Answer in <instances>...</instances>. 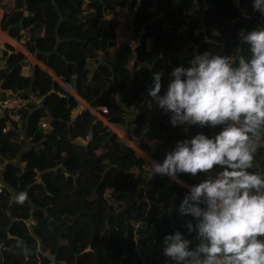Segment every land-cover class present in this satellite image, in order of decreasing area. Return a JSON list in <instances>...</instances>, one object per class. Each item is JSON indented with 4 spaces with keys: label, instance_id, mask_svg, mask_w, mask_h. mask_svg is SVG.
<instances>
[{
    "label": "trees",
    "instance_id": "16d2710c",
    "mask_svg": "<svg viewBox=\"0 0 264 264\" xmlns=\"http://www.w3.org/2000/svg\"><path fill=\"white\" fill-rule=\"evenodd\" d=\"M187 3L0 0L2 30L51 72L0 46V97L11 90L28 101L20 121L0 107V264H176L163 254L176 231L195 249L187 222L196 221L179 206L208 175L180 174L183 184L151 175L143 153L162 163L177 141L222 129L173 126L148 91L160 73L163 95L173 69L196 55L247 56L239 33L264 27V16L253 0H204V14L187 19ZM254 163L264 174V132Z\"/></svg>",
    "mask_w": 264,
    "mask_h": 264
},
{
    "label": "clouds",
    "instance_id": "9594fccd",
    "mask_svg": "<svg viewBox=\"0 0 264 264\" xmlns=\"http://www.w3.org/2000/svg\"><path fill=\"white\" fill-rule=\"evenodd\" d=\"M253 9L264 16V0H253ZM239 38L248 55L235 61L228 55H196L190 66L171 72L161 95L160 73L148 95L170 113L173 126L217 127L209 138L198 133L177 141L162 163L152 161L151 175L205 173L208 178L188 185L179 206L181 216H191L189 232L198 243L180 231L164 239V256L176 264H264V174L256 167L257 140L264 132V27L242 30ZM218 169V171H216ZM26 193L17 195L23 204Z\"/></svg>",
    "mask_w": 264,
    "mask_h": 264
},
{
    "label": "built area",
    "instance_id": "2783aa9c",
    "mask_svg": "<svg viewBox=\"0 0 264 264\" xmlns=\"http://www.w3.org/2000/svg\"><path fill=\"white\" fill-rule=\"evenodd\" d=\"M188 3L186 4V6L183 9V15L187 18V19H193L195 17H201L204 12H205V8L203 6V2L204 0H187ZM1 11V15H0V22L2 21L3 18V9L2 6H0ZM2 68V67H0ZM66 86V85H64ZM1 88H0V93H1ZM28 106V101L25 97L19 95L18 93H14L11 90H6L4 92V96L1 98L0 97V107L3 110H8L9 113L18 121L21 120V111L24 108H27ZM104 112H107L106 108H103ZM99 117L101 119H103L100 115ZM20 125V123H19ZM47 125V121L45 120L43 122V126ZM119 134H121L119 132ZM3 166L0 163V171L2 170ZM5 192V188L4 185L0 182V203H1V196L4 194ZM43 219H40L39 222L41 223ZM45 220V219H44ZM30 225H35L36 221L35 220H30ZM41 263V260H40ZM51 264H55L54 262ZM62 264V263H60Z\"/></svg>",
    "mask_w": 264,
    "mask_h": 264
},
{
    "label": "crops",
    "instance_id": "0c3cea01",
    "mask_svg": "<svg viewBox=\"0 0 264 264\" xmlns=\"http://www.w3.org/2000/svg\"><path fill=\"white\" fill-rule=\"evenodd\" d=\"M2 9H3V7H2ZM3 14H4V10H3ZM8 34V33H7ZM8 36L14 41V43H16V44H19V42L17 41V40H15L14 38H12L9 34H8ZM11 44H13V42H10ZM5 44V43H4ZM3 44V45H4ZM3 45H0L1 47L3 46ZM14 45V44H13ZM15 47H16V49L17 50H19V51H23L24 53H26L27 55H28V57L29 58H31V60L34 62V63H36V64H38V62H39V64H40V66L41 65H43L35 56H33V55H31L22 45H21V43L19 44V46L22 48V49H19L16 45H14ZM162 54V53H161ZM33 56V57H32ZM109 60H113L112 58H108V59H106V60H104V63H106V62H108ZM5 66V61L4 60H1L0 61V67H4ZM44 66V65H43ZM43 66H41L42 68H43ZM45 67V66H44ZM29 68L30 67H27L26 69H25V71L26 72H29ZM121 135H123L122 133H121ZM124 136V135H123ZM125 137V136H124ZM81 142L82 143H85L84 141H82L81 140ZM1 178V177H0Z\"/></svg>",
    "mask_w": 264,
    "mask_h": 264
},
{
    "label": "rangeland",
    "instance_id": "374dc122",
    "mask_svg": "<svg viewBox=\"0 0 264 264\" xmlns=\"http://www.w3.org/2000/svg\"><path fill=\"white\" fill-rule=\"evenodd\" d=\"M1 10V9H0ZM2 11V10H1ZM0 32L2 33V34H7L5 31H3L2 30V28H1V22H0ZM6 42H13V44L14 45H16L19 49H22L21 47H19L18 45L20 44H16V43H14V41L8 36V34H7V36H6V38L5 37H1V35H0V45H3L4 43H6ZM12 44V45H13ZM154 60L155 61H157V62H159L160 61V59L157 57V56H155L154 57ZM112 63V60H109L108 62H106L105 64H107V65H109V64H111ZM144 67L145 68H149V65H144ZM161 77H163L162 75H161ZM163 79V78H162ZM161 79V80H162ZM181 127H184V126H181ZM143 153V152H142ZM143 156L147 159V156H146V154L145 153H143ZM148 160V159H147ZM150 160L152 161V159L150 158ZM149 161V160H148ZM150 161V162H151ZM43 223L45 224L46 223V220H42V222L40 223V225H43Z\"/></svg>",
    "mask_w": 264,
    "mask_h": 264
},
{
    "label": "water",
    "instance_id": "95a60500",
    "mask_svg": "<svg viewBox=\"0 0 264 264\" xmlns=\"http://www.w3.org/2000/svg\"><path fill=\"white\" fill-rule=\"evenodd\" d=\"M1 6V5H0ZM26 15H27V13H26ZM38 65H40L39 64V62H38ZM41 66H43V65H41ZM43 68L44 69H46L47 71H49L48 70V68H46V67H44L43 66ZM50 72V71H49ZM51 73V72H50ZM57 80H58V78H56ZM59 81V80H58ZM65 88L73 95V96H75L79 101H81L82 103H84L87 107H89V105L86 103V102H84L70 87H67V86H65ZM115 131L117 132V133H119V131L118 130H116L115 129ZM121 135V134H120ZM124 139H126V137H124L123 135H121ZM131 144H132V146L133 147H135L138 151H140L139 150V148H138V146L136 145V144H134V143H132V142H130ZM141 152V151H140ZM147 156V155H146ZM147 159L149 160V162L151 161L150 160V157L149 156H147ZM153 161V160H152ZM152 161H151V163H152Z\"/></svg>",
    "mask_w": 264,
    "mask_h": 264
},
{
    "label": "bare ground",
    "instance_id": "6f19581e",
    "mask_svg": "<svg viewBox=\"0 0 264 264\" xmlns=\"http://www.w3.org/2000/svg\"><path fill=\"white\" fill-rule=\"evenodd\" d=\"M33 57V56H32Z\"/></svg>",
    "mask_w": 264,
    "mask_h": 264
}]
</instances>
